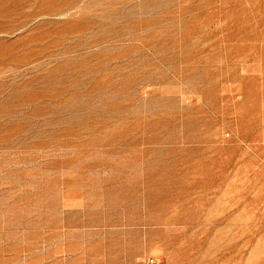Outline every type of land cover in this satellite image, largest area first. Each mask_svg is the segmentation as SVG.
I'll use <instances>...</instances> for the list:
<instances>
[{"label": "rangeland", "instance_id": "374dc122", "mask_svg": "<svg viewBox=\"0 0 264 264\" xmlns=\"http://www.w3.org/2000/svg\"><path fill=\"white\" fill-rule=\"evenodd\" d=\"M0 264H264V0H0Z\"/></svg>", "mask_w": 264, "mask_h": 264}]
</instances>
